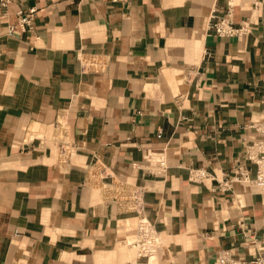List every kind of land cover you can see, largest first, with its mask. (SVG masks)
I'll use <instances>...</instances> for the list:
<instances>
[{
    "label": "crops",
    "instance_id": "0c3cea01",
    "mask_svg": "<svg viewBox=\"0 0 264 264\" xmlns=\"http://www.w3.org/2000/svg\"><path fill=\"white\" fill-rule=\"evenodd\" d=\"M232 2L245 28L234 37L211 29L226 0L0 6V264H151L130 245L137 212L111 198L96 162L143 187L162 238L152 264L264 258V187H221L255 178L246 152L264 127V0ZM32 10V28L8 35ZM93 57L102 66L83 70ZM61 122L67 140L28 139ZM159 157L165 169L150 165Z\"/></svg>",
    "mask_w": 264,
    "mask_h": 264
},
{
    "label": "built area",
    "instance_id": "2783aa9c",
    "mask_svg": "<svg viewBox=\"0 0 264 264\" xmlns=\"http://www.w3.org/2000/svg\"><path fill=\"white\" fill-rule=\"evenodd\" d=\"M13 0H0V6L6 7ZM116 1V0H115ZM228 11L224 15H218L216 10L212 13V25L211 29L214 30L215 34L219 37H234L239 36L242 32L245 31L244 27L237 28L234 26L233 20V7L234 3L232 0H226ZM33 12L24 14L23 11L19 12V19L17 23L11 24L7 27V34L11 36L20 35L25 31L32 28L33 24ZM102 66V62L97 58H91L88 61L82 62L83 70H93L98 69ZM257 131L263 132V137L261 139H257L252 142L247 149V159L251 163L256 165V175L255 178H251V174L246 171H240L239 175L236 177H232L230 179L224 180L223 185L221 186L223 190H227V187L234 181L241 182H250L253 181L256 186L264 187V127L262 123H255L252 125ZM162 137V133L158 135ZM64 151H68L69 155L67 160L71 157L72 151L69 146L64 147ZM63 155V153H62ZM66 160V159H64ZM149 161V160H148ZM150 165L157 166L161 169L166 168L165 158L159 157L155 162L149 161ZM99 175H95L97 179L101 180L107 177L112 176L111 170L104 166L98 169ZM101 176H106L101 178ZM104 182V181H102ZM110 183V182H109ZM221 185V183H220ZM109 195L111 194V198L113 200H117L122 204L128 203L130 209L137 212V217L141 218L142 227H137L135 229V242L131 245H136L140 254L139 258H146L149 263H152V255L157 254L158 249L161 246V243H158L155 240L154 233L157 231L155 226L148 220V218L143 213V187L135 184H128L127 181L116 180L115 183H110L108 185ZM158 232V231H157ZM152 245L153 249L148 248V246ZM228 260L227 254H224L223 257L220 258L219 263L225 264ZM232 264H264V258L259 257L254 260L247 261H239V260H231ZM133 264V263H128Z\"/></svg>",
    "mask_w": 264,
    "mask_h": 264
},
{
    "label": "bare ground",
    "instance_id": "6f19581e",
    "mask_svg": "<svg viewBox=\"0 0 264 264\" xmlns=\"http://www.w3.org/2000/svg\"><path fill=\"white\" fill-rule=\"evenodd\" d=\"M45 134H47V135H55L56 137L62 138V139H68L67 134H66V129H65L64 124L62 122L60 123V127L59 128H54L53 126H51L49 129H46V128L40 126V125L34 126L29 131L28 139H33L35 137H42ZM68 155H69V152L68 151L64 152V158L65 157L67 158ZM101 167H104V165L96 162L93 168H94V171L95 172H98V169L101 168ZM98 173H101V172H98ZM111 175L112 176L107 177V178H104L106 176H102V178H104L103 180H105L106 182H110L111 181L113 183V182H115V180H113V173H112V171H111ZM140 219L141 218L136 217V218H132V219H127L125 221V225H126V228L128 229V233H133V237L131 238V240L134 239L135 232L130 231L129 229H130V227L131 228L135 227L134 229H136V220H137V227H140L141 228L142 227V221ZM154 237H155V240L158 243H161L162 244V238H161L160 234L157 231L154 233ZM133 241L135 242V239ZM134 242H132V243L134 244ZM131 246L135 249L136 256H138L140 254L139 248L136 245H131ZM152 247H153L152 245L148 246V248H150V249H153ZM151 257H152V263H155L156 258H157V254L155 253Z\"/></svg>",
    "mask_w": 264,
    "mask_h": 264
},
{
    "label": "rangeland",
    "instance_id": "374dc122",
    "mask_svg": "<svg viewBox=\"0 0 264 264\" xmlns=\"http://www.w3.org/2000/svg\"><path fill=\"white\" fill-rule=\"evenodd\" d=\"M60 120H61V119H60ZM48 137H50V138H53V137H54V139H56V140H60V141L67 140V139L58 138V137H56L55 135H48ZM64 152H66V151H64ZM98 181H99V182H102V181L99 180V179H98ZM136 228H137V220H136ZM134 239H135V236H134ZM134 239H133V240H134Z\"/></svg>",
    "mask_w": 264,
    "mask_h": 264
}]
</instances>
